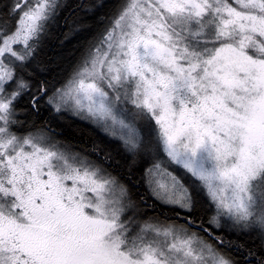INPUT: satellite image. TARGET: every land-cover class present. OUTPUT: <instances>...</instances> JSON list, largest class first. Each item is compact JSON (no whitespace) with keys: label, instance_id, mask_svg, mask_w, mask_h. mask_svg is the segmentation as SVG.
Segmentation results:
<instances>
[{"label":"snow or ice","instance_id":"obj_1","mask_svg":"<svg viewBox=\"0 0 264 264\" xmlns=\"http://www.w3.org/2000/svg\"><path fill=\"white\" fill-rule=\"evenodd\" d=\"M108 4L0 0V264H264V0Z\"/></svg>","mask_w":264,"mask_h":264},{"label":"trees","instance_id":"obj_2","mask_svg":"<svg viewBox=\"0 0 264 264\" xmlns=\"http://www.w3.org/2000/svg\"><path fill=\"white\" fill-rule=\"evenodd\" d=\"M111 7L112 0H109L108 7L102 11H109ZM66 31V28L57 25L52 28L50 34L44 39L42 47L38 52L37 59L34 62L38 69H43V71L34 73L38 79H47L53 82L62 80L70 71L76 58L80 55L77 49V45L80 42L79 38L62 43ZM47 115L48 114L45 113L41 119H46ZM20 118L25 119L23 115H21ZM29 119L36 118L29 117ZM37 122L39 123L40 120ZM51 126L56 133L61 134L58 136V139L67 140L76 144L78 147H88L93 141L103 139L101 134L91 128L87 123L73 118L70 115L61 117L58 121L53 122ZM105 144L107 148L111 149L113 154L116 155L120 164L118 170L124 172L127 167L126 157H124L123 153L117 155L120 145L114 142L109 143L106 140ZM134 175L138 177L140 172L135 171ZM140 191H143V188H141Z\"/></svg>","mask_w":264,"mask_h":264}]
</instances>
